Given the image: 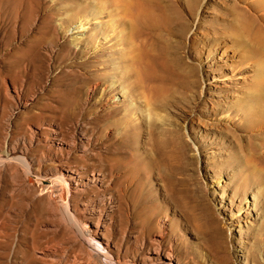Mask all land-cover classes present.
Masks as SVG:
<instances>
[{
  "label": "rangeland",
  "instance_id": "obj_1",
  "mask_svg": "<svg viewBox=\"0 0 264 264\" xmlns=\"http://www.w3.org/2000/svg\"><path fill=\"white\" fill-rule=\"evenodd\" d=\"M0 264H264V0H0Z\"/></svg>",
  "mask_w": 264,
  "mask_h": 264
},
{
  "label": "bare ground",
  "instance_id": "obj_2",
  "mask_svg": "<svg viewBox=\"0 0 264 264\" xmlns=\"http://www.w3.org/2000/svg\"><path fill=\"white\" fill-rule=\"evenodd\" d=\"M244 24H247L246 22L244 23ZM252 25V24H251ZM246 26V25H245ZM250 31V30H249ZM252 31V30H251ZM253 31H255V30H253ZM247 32V31H246ZM207 35V34H206ZM208 36V35H207ZM249 36V35H248ZM250 37V36H249ZM255 38V37H254ZM249 40V39H248ZM241 41H238V40H233V44H235V43H240ZM218 45V44H217ZM259 45V44H258ZM234 46V45H233ZM253 46V45H252ZM256 46V45H255ZM216 47V46H215ZM222 48L224 49V51H222V52H220V58H222V59H228V55H227V49L228 48H230L228 45H224V46H222ZM219 49H221V48H219L218 47V49L217 50H219ZM250 49H251V47H250ZM221 51V50H220ZM26 52V51H25ZM25 52H23V53H25ZM29 54L27 55V58H23L22 60H20V64H21V62H24V61H29L28 63H29V65H32V66H34V62L36 61L35 60V58H34V56H35V54H34V52H33V50H29V52H28ZM254 54V53H253ZM29 56L31 57V58H29ZM252 59V58H251ZM225 60V61H226ZM36 63H37V61H36ZM36 63H35V66L37 67V65H36ZM41 67V66H40ZM18 156V155H17ZM24 156V155H23ZM11 158H13V157H11ZM18 159L22 162V160H26L27 158H25V157H22V156H20V157H18ZM12 160V159H11ZM23 165H24V163H23ZM27 165V164H26ZM29 168V167H28ZM29 170V169H28ZM57 178V177H56ZM35 179V178H34ZM48 181V180H47ZM56 182V181H55ZM58 182V181H57ZM56 182V183H57ZM54 183V182H53ZM40 184V183H39ZM51 184V183H50ZM55 184V183H54ZM60 184V183H59ZM58 184V185H59ZM68 188V187H67ZM68 207V206H67ZM68 209V208H67ZM70 210V209H69ZM67 213H68V218L69 217H72L71 216V214H70V212L69 211H67ZM69 220L71 221L72 219H70L69 218ZM74 220V219H73ZM73 222V221H72ZM78 228L80 227L79 226V224H78V226H77ZM80 229V231H81V233L85 236V237H87L86 238V240L85 241H89V242H91L92 243V241H93V239H91V237L88 235V233H87V229L86 228H83V227H81V228H79ZM88 242V243H89ZM93 243H95V241L93 242ZM93 246V245H92ZM98 249V248H97ZM96 253V252H95ZM97 256L99 257V258H101L102 259V257H109V255H107V252L106 251H104L102 248L100 249V251L99 250H97ZM113 259V258H112Z\"/></svg>",
  "mask_w": 264,
  "mask_h": 264
}]
</instances>
